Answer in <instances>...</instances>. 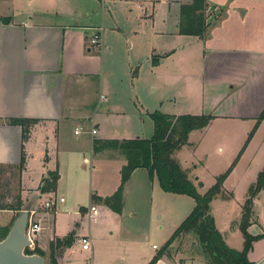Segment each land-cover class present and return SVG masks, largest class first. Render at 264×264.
<instances>
[{"label": "crops", "instance_id": "1", "mask_svg": "<svg viewBox=\"0 0 264 264\" xmlns=\"http://www.w3.org/2000/svg\"><path fill=\"white\" fill-rule=\"evenodd\" d=\"M140 1L141 12L134 26L128 29V19L113 16L105 0H0V166L19 165L25 146L27 167L22 175L25 187L31 189L36 184L33 189H38L48 173L57 170L60 153L84 163L89 158L94 163L120 160L123 169L127 165L124 155L119 151L96 154L93 143L148 139L144 128L149 127L151 114L160 111L179 116L164 111L161 99L148 98L151 104L145 102L142 88L145 83L140 73L144 68L151 73L159 72L177 56L186 64L190 60V76L199 94L202 113L191 115L215 118L201 131L220 121L224 130L227 127L234 132L240 130L242 139L233 150L226 170L237 158L264 111V0H206L208 27L203 37L180 34L181 6L191 0ZM98 30L101 45L91 46L89 40ZM23 119L39 120L25 145L22 127L11 124L13 120ZM93 130L97 131L96 135L92 134ZM198 145L193 144L192 151L197 152ZM218 149L225 151L223 146ZM37 156L35 167L33 161ZM198 165L203 171L210 169L202 160ZM196 166L184 169L189 173L191 170L199 189L204 186V176L201 169L194 170ZM263 170L264 121L224 183V193L232 198L219 195L211 204L216 227L234 250L244 249L245 239L240 229L243 206ZM219 176L210 172L211 187ZM137 180L154 189L160 188L157 178L152 180L146 170L138 169L125 187L121 215L92 199L88 209L68 214L77 219L86 216L91 223H97L104 210L111 215L127 216L130 187ZM120 184L121 181L110 193L95 194L92 187V197L111 196ZM211 187L199 193L203 195ZM46 194L55 196L58 202L53 215L46 216L45 237L54 241L72 234L75 243V236L78 237L74 229L62 228V231L57 227L58 212H64L57 208H64L65 198L57 197V189ZM34 201L27 206L31 204L35 209ZM94 204L98 213L89 216ZM195 206L194 201L190 213ZM216 209L225 212L221 219ZM129 214L133 216L132 209ZM248 232L252 236L264 234V190L254 199ZM260 244L264 247V239L254 242L249 253L253 264H264V252L256 257V247ZM66 253L67 249L64 256ZM155 256L144 258L141 264H149ZM156 264L174 263L165 256Z\"/></svg>", "mask_w": 264, "mask_h": 264}, {"label": "rangeland", "instance_id": "2", "mask_svg": "<svg viewBox=\"0 0 264 264\" xmlns=\"http://www.w3.org/2000/svg\"><path fill=\"white\" fill-rule=\"evenodd\" d=\"M105 1L113 16L128 19L126 24L128 29L134 26L137 16L141 12L140 0ZM187 62L186 64L182 57L177 56L175 59L169 60L159 72L151 73L147 68L142 69L140 73L141 80L145 83L142 87L145 102L151 104L148 98L152 101L161 99L164 101L163 108L166 112L179 115L201 114L202 109L200 110L197 99L199 94H197L195 81L193 83L190 76V60ZM176 73H181L182 76H175ZM221 122L207 131L194 132L190 136L188 144L174 154V158L180 162L184 171V168L193 169L194 165H197L194 168L197 172L201 169L204 186L198 189L200 193L205 192L213 184H209L210 172L222 175L227 171L226 166L230 156L242 139L240 130L234 132L228 130V127L224 130L222 127L224 123ZM153 127L152 121H149V127L145 125L144 136L148 139L153 137ZM124 128L121 127V129ZM193 144L196 147L199 144L197 152L192 151ZM219 146H223L225 151L220 152ZM40 151L43 153L42 150ZM89 159L84 163V160H70L63 154H59V164L55 167L59 172L57 197H64L67 203L63 209L59 206L57 208V211H64L58 212L57 227L60 230L62 228L74 229L73 231H76L74 234L78 238L75 236V243L67 249L65 256L66 249L56 252V263L59 264V261H62V264H141L144 258L156 255L162 250L172 233L191 214L190 210L194 201L188 196L169 195L159 187L154 189L137 180L130 187L127 198V216L119 217L114 213L111 215L104 210L100 212L97 223H91L86 216L77 219L68 213L88 209L91 206L93 191L95 194L97 191L110 193L112 187L121 181L122 161L103 162L98 160L94 163ZM38 160L39 156L33 161V166L37 167ZM201 160L209 165V171H203L202 167L198 165ZM186 173L195 184L196 182L190 174L191 170L190 173L187 171ZM200 173L197 175L199 176ZM22 175L23 173H19L13 168L5 167L0 170V198L3 197V203L12 205L15 198L21 195L24 208L28 202L35 200L34 208L42 213L40 223L43 227L32 251L36 248L44 250L46 264H51L49 250L51 241L45 237L46 229L44 227H47L46 216L53 215L54 211L46 210L43 206L56 197L42 193V182L38 189H33L36 184L31 189L28 186L25 187ZM92 187H94L93 191ZM130 209H132V217L129 214ZM215 211L218 219H221L220 215L223 216L225 213L222 209ZM19 214L15 211L9 214L0 211V227L13 225ZM83 240L90 241V251L82 249ZM153 246H157L159 250H154ZM256 251V257L262 256L264 247L261 244L257 245ZM165 253L166 257L174 264L206 263L201 247L193 235L181 236L167 248Z\"/></svg>", "mask_w": 264, "mask_h": 264}, {"label": "trees", "instance_id": "3", "mask_svg": "<svg viewBox=\"0 0 264 264\" xmlns=\"http://www.w3.org/2000/svg\"><path fill=\"white\" fill-rule=\"evenodd\" d=\"M207 9L206 0H191V3L182 5L180 34L203 37L208 27ZM150 117L154 124V134L151 139L94 141L93 149L96 154L104 151H119L127 159V165L122 169V180L118 190L106 198L93 196L92 201L101 203L112 212L121 215L124 209L125 187L136 170L144 169L152 180L154 178L158 179L163 192L188 196L196 203L191 214L177 228L162 250L156 254L149 264H156L166 256L165 251H167L169 246L181 236L188 235H193L197 239L206 264H253L249 260V253L253 249L254 242L264 239V234L252 236L248 229L251 226L254 199L264 190V170L259 174L256 184L250 189L248 199L243 206L240 229L245 243L242 251L234 250L227 245L223 235L216 227L215 219L211 213V204L219 195L226 199L232 198V195L224 193V183L264 121V111L258 118L255 127L250 132L245 145L231 167L220 175L216 179L215 185L203 195L199 193L198 187L189 178L186 171L183 170L180 162L174 158V154L188 144L189 136L192 132L206 129L215 118L211 115H167L160 111L154 112ZM38 123L39 120L35 119L11 121V124L22 127L24 145L30 139L33 127ZM7 167L16 169L19 173H23L26 170L27 156L25 146H23L20 164ZM3 168L5 167L0 166V170ZM58 181V170L49 172L48 176L42 180V193L46 194L56 191ZM2 198H0V211H15L18 213L23 211L24 206L21 195L15 198L12 205L3 203ZM11 227L12 224L0 227V241L7 237ZM73 244L74 236L72 234L65 238L51 241L49 245L50 263L57 264L55 260L56 252L68 249ZM26 254H39L43 257L46 255L45 251L39 248L33 251L27 249Z\"/></svg>", "mask_w": 264, "mask_h": 264}, {"label": "water", "instance_id": "4", "mask_svg": "<svg viewBox=\"0 0 264 264\" xmlns=\"http://www.w3.org/2000/svg\"><path fill=\"white\" fill-rule=\"evenodd\" d=\"M31 210V204L26 206L13 223L7 237L0 241V264H46L45 257L26 254L30 247L27 230Z\"/></svg>", "mask_w": 264, "mask_h": 264}, {"label": "built area", "instance_id": "5", "mask_svg": "<svg viewBox=\"0 0 264 264\" xmlns=\"http://www.w3.org/2000/svg\"><path fill=\"white\" fill-rule=\"evenodd\" d=\"M89 42H90L91 46L100 47V45H101V33H100L99 30L95 32V34L92 36V38L89 40ZM92 134L96 135L97 131L93 130ZM59 201L61 203H64L65 200L64 199H60ZM57 202H58L57 198L51 199L49 202H46V204L43 206V208L46 209V210H54V208L57 205ZM97 213H98L97 207L96 206H92L89 209L88 215L89 216H94V215H97ZM41 214L42 213L38 209H32L31 212H30L29 227H28V230H27V236H28V238L30 240V247H29L30 250H32L35 241L37 240L39 234L42 231V226H41V223H40ZM82 242H83L82 249L84 251H90V249H91L90 241L89 240H83ZM154 249H157V247L154 246Z\"/></svg>", "mask_w": 264, "mask_h": 264}]
</instances>
